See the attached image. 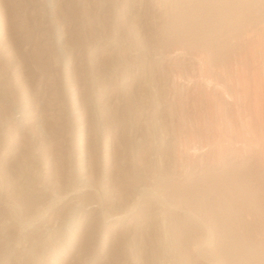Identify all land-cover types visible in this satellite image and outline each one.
<instances>
[{
	"label": "rangeland",
	"instance_id": "obj_1",
	"mask_svg": "<svg viewBox=\"0 0 264 264\" xmlns=\"http://www.w3.org/2000/svg\"><path fill=\"white\" fill-rule=\"evenodd\" d=\"M262 26L264 0H0V264H264Z\"/></svg>",
	"mask_w": 264,
	"mask_h": 264
},
{
	"label": "bare ground",
	"instance_id": "obj_2",
	"mask_svg": "<svg viewBox=\"0 0 264 264\" xmlns=\"http://www.w3.org/2000/svg\"><path fill=\"white\" fill-rule=\"evenodd\" d=\"M251 12V11H250ZM256 17V16H255ZM262 29H264V26H262ZM262 31H264V30H262ZM262 33V32H261ZM262 34H264V33H262ZM208 48V47H207ZM246 77V76H245ZM247 78V77H246ZM238 80H239V78H238ZM245 81V83L247 84V79L246 80H244ZM244 81L243 80H241L240 81V83L241 84H243L244 83ZM243 86V88L242 89H244L243 91H244V95L246 96V94L248 93V91L247 90H245V86L244 85H242ZM262 87H264V84H262ZM191 91V90H190ZM247 91V92H246ZM246 92V93H245ZM191 93H193V92H191ZM196 95V94H195ZM250 95V94H249ZM244 96V97H245ZM253 97H254V100H253V102H251L250 103V101L249 102H247L246 103V105H245V107H246V109H248V115H247V117H246V119H245V128L247 129V131H248V133L249 134H251V136H254L255 135V133H256V131H257V127H258V121L256 120V117H255V115L251 112V110H250V108L252 107V105L251 104H253V107L254 106H256V105H259V107L261 108V107H264V89H262V91L258 94V95H256V94H254L253 95ZM252 97V98H253ZM246 98H247V96H246ZM195 99V98H194ZM255 108V107H254ZM257 108V107H256ZM244 121V120H243ZM262 121H264V120H262ZM262 124H264V123H260V125H262ZM262 127V126H261ZM260 147V146H259ZM251 151H252V156H251V158H253V156L256 154V152L253 150V149H251ZM248 152V151H247ZM260 154H261V156H260V158H259V162L261 163V165H264V149H262V150H260ZM249 154V153H248ZM258 156V155H257ZM258 201V200H257ZM256 201V202H257ZM252 202V201H251ZM251 206V205H250Z\"/></svg>",
	"mask_w": 264,
	"mask_h": 264
}]
</instances>
